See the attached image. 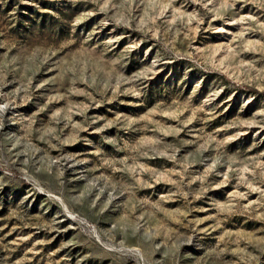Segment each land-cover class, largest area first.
Instances as JSON below:
<instances>
[{
	"label": "rangeland",
	"instance_id": "1",
	"mask_svg": "<svg viewBox=\"0 0 264 264\" xmlns=\"http://www.w3.org/2000/svg\"><path fill=\"white\" fill-rule=\"evenodd\" d=\"M0 264H264V0H0Z\"/></svg>",
	"mask_w": 264,
	"mask_h": 264
},
{
	"label": "built area",
	"instance_id": "2",
	"mask_svg": "<svg viewBox=\"0 0 264 264\" xmlns=\"http://www.w3.org/2000/svg\"><path fill=\"white\" fill-rule=\"evenodd\" d=\"M85 222V221H84ZM85 224L87 225V222H85Z\"/></svg>",
	"mask_w": 264,
	"mask_h": 264
}]
</instances>
